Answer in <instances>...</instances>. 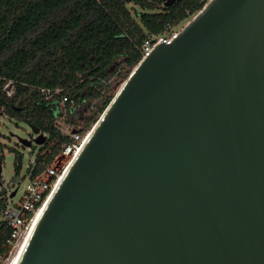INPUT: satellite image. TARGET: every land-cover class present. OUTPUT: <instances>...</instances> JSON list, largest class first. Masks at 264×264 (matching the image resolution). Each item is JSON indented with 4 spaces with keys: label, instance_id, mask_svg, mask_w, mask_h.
<instances>
[{
    "label": "water",
    "instance_id": "water-1",
    "mask_svg": "<svg viewBox=\"0 0 264 264\" xmlns=\"http://www.w3.org/2000/svg\"><path fill=\"white\" fill-rule=\"evenodd\" d=\"M19 264H264V0H210L143 57Z\"/></svg>",
    "mask_w": 264,
    "mask_h": 264
},
{
    "label": "trees",
    "instance_id": "trees-1",
    "mask_svg": "<svg viewBox=\"0 0 264 264\" xmlns=\"http://www.w3.org/2000/svg\"><path fill=\"white\" fill-rule=\"evenodd\" d=\"M208 1L0 0V116L47 136L32 145L34 174L57 163L68 141L57 125L63 97L89 110L78 130L90 129L114 98L115 78L126 80L143 59L146 42L171 34ZM65 122L79 124L74 115ZM5 147L0 143L1 162ZM11 150L18 176L24 156ZM9 236L0 223L2 260L11 251Z\"/></svg>",
    "mask_w": 264,
    "mask_h": 264
},
{
    "label": "built area",
    "instance_id": "built-area-1",
    "mask_svg": "<svg viewBox=\"0 0 264 264\" xmlns=\"http://www.w3.org/2000/svg\"><path fill=\"white\" fill-rule=\"evenodd\" d=\"M177 34L175 33L169 39L161 37L155 42L147 41L143 57L147 56L156 44L163 41L170 43ZM77 110L75 102L70 101L66 96L63 97L62 116L59 117L57 125L61 133L68 137V141L62 143L57 163L48 166L40 174H34L36 154H34L33 146H31L26 149L29 153H33L34 156L30 157V164L26 167L25 171H23L22 167L21 173L15 177L17 178L15 183V186L17 185L16 188L3 190L2 188L6 186L3 182L0 184V223H5L10 230V236L6 243L11 247V251L7 258L16 250L19 243L25 237L36 214L43 208L50 196H52L57 187L56 185L80 154L92 133L95 124L90 129L83 131L76 129L74 124L65 122L67 117L74 115ZM22 181H25V187L18 196L20 189L18 185ZM14 192L16 193L15 195H13ZM0 260L2 264L3 260Z\"/></svg>",
    "mask_w": 264,
    "mask_h": 264
},
{
    "label": "rangeland",
    "instance_id": "rangeland-1",
    "mask_svg": "<svg viewBox=\"0 0 264 264\" xmlns=\"http://www.w3.org/2000/svg\"><path fill=\"white\" fill-rule=\"evenodd\" d=\"M192 19H190L189 21H191ZM188 22L182 24L180 27L175 29L171 34L166 35L165 37L169 39L172 35L181 31ZM114 81H115L114 86H116L114 94L116 95L122 84L125 82V80L120 81L115 78ZM89 113H90L89 110L85 106L80 108V110L76 111L74 116L79 121V124L75 125L76 129H79L84 126V119L89 115ZM35 137L36 135L33 134L28 124L23 122L16 123L15 121L9 119L5 115L0 116V143L2 145H6L4 152L2 154L3 160L2 162L0 161V165H2V182L6 186L2 188L3 190L14 189L17 186V185L15 186L17 180V178H15L16 176L15 153L11 149H16L17 151L25 155L22 161L23 171H25L26 167L30 164V157L31 156L33 157L34 155L33 153L32 154L29 153L26 147L22 146L19 143V139H26L33 141ZM34 152H35L34 154H36L37 151ZM18 186L20 188L18 194L19 196L23 191V188L25 187V181H22ZM10 256L6 259H3L2 264H7V261L10 258Z\"/></svg>",
    "mask_w": 264,
    "mask_h": 264
},
{
    "label": "bare ground",
    "instance_id": "bare-ground-1",
    "mask_svg": "<svg viewBox=\"0 0 264 264\" xmlns=\"http://www.w3.org/2000/svg\"><path fill=\"white\" fill-rule=\"evenodd\" d=\"M62 179V178H61ZM60 179V181H61ZM59 181V183H60ZM59 183L56 185L58 187ZM56 187V188H57ZM51 198V196H50ZM50 198L47 200V202L45 203V205L43 206V208L38 211V213L36 214L31 226L28 229V232L26 233L25 237L22 239V241L19 243V245L17 246L16 250L14 251V253L11 255V257L8 259L7 264H19L23 255V252L25 250V248L27 247L29 240L33 234V231L35 230V228L37 227L48 203Z\"/></svg>",
    "mask_w": 264,
    "mask_h": 264
}]
</instances>
